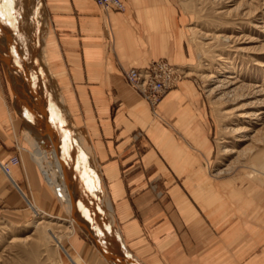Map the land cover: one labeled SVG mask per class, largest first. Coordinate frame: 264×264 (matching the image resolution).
Listing matches in <instances>:
<instances>
[{
  "label": "crops",
  "instance_id": "1",
  "mask_svg": "<svg viewBox=\"0 0 264 264\" xmlns=\"http://www.w3.org/2000/svg\"><path fill=\"white\" fill-rule=\"evenodd\" d=\"M42 1L45 65L72 131L87 141L120 255L136 264H264V188L213 179V144L194 82L182 80L155 114L123 77L161 58L182 69L189 64L185 18L173 0H124V12L110 13L95 0ZM14 2L26 35L32 0ZM1 19L0 225L23 226L33 217L32 205L57 217L51 214L59 213L57 198L63 204L37 154L63 190L70 189L68 200L81 206L71 148L51 123L52 110L18 77ZM77 234L74 249L81 243Z\"/></svg>",
  "mask_w": 264,
  "mask_h": 264
},
{
  "label": "rangeland",
  "instance_id": "2",
  "mask_svg": "<svg viewBox=\"0 0 264 264\" xmlns=\"http://www.w3.org/2000/svg\"><path fill=\"white\" fill-rule=\"evenodd\" d=\"M173 2L185 18L189 64L184 80L193 81L199 92L213 144V179L264 188V0ZM228 76L235 78L232 89H240L227 96L223 87L224 92L215 88ZM245 114L251 119L240 118ZM219 171L222 175H216ZM57 202L59 213L51 214L58 218L33 214L23 226L0 225V264H75L51 232L77 264H109ZM75 233L78 249L72 246Z\"/></svg>",
  "mask_w": 264,
  "mask_h": 264
},
{
  "label": "bare ground",
  "instance_id": "3",
  "mask_svg": "<svg viewBox=\"0 0 264 264\" xmlns=\"http://www.w3.org/2000/svg\"><path fill=\"white\" fill-rule=\"evenodd\" d=\"M14 1L15 0H12L11 4H5L3 0H0L2 9H3V15L1 16L2 18L1 20L3 21L2 24H4L2 25L1 28L5 29L4 30L5 36L3 37L4 39L8 40L7 42L9 43L10 49L8 47L7 48L10 52L12 59L14 60V65L16 69L18 70V73H17L18 77L20 78L22 77L25 83L24 86H26L27 89L31 91L30 93H32L36 98H38L40 101L44 103V107L47 106L49 107L50 110H52V115H50L51 116L50 118L53 119V121L51 123H54L56 125V128L58 129V131H60V135H62V137L65 138L67 144L69 145L68 148L69 149L71 148V152H70L71 158L70 159H71V165H72V172L74 171V176L71 175L73 176L72 177L73 180L71 181L75 180V186L78 189L76 190V192L78 193L77 198L80 201L81 209L79 208L77 210L76 205H75L76 204L75 200H73V202L71 203L68 200L69 197L67 198L65 196L64 192L70 191V189L67 188L68 190H63L64 187L59 183L60 181H58V179L57 181L54 180L55 176L53 178V175L51 174L52 172L50 171V168H49L52 166L47 167L44 164L43 159L39 156L40 154L36 155V159L42 165L44 172L48 177L47 179H49L52 185L54 186L55 192L60 197L64 207L66 206L65 210H67L68 215L71 216L72 220H75L78 226L81 228V230H83V232L87 234L88 238L91 240L92 244L94 245L96 250L100 253L102 258L109 264H121V263L136 264L133 262V260L127 259L126 257L121 256L123 253L122 252L123 246L121 244L120 237L118 235L119 233H117L116 231L117 228L115 227V224H114L113 214L111 210L112 208L110 207V205L106 202L104 198V191L101 186L99 177L97 175V172H96L97 170L95 169L91 153L87 147V144H86L87 141L85 142V140L80 134L72 131L73 126L69 122L67 114L63 108V99L58 90V87H57L58 84H56L55 80L51 77V75L48 74V71L45 65L44 50H43V41H44L47 28H48V19H47L44 5H43V1L42 0H32L33 6H32V9L30 10L29 17L27 19L28 32L26 35L23 33L22 29H24L23 28L24 24L21 23V20L19 19L18 10L15 8L16 5ZM1 33L3 35V32ZM11 68L12 67L10 66L9 69H10V73H11L10 76H11V81H12V74H13L12 70L13 69ZM179 72L185 78L187 77L184 69L179 67ZM234 79H235L234 77L228 76L226 79L219 80L217 82L218 85L215 89H219L223 87L225 91H227L226 92L227 94L225 93L224 95H227V96L228 94L232 95V94L237 93V91L240 88L232 89V86H234L236 83L230 81ZM213 81L215 80L213 79ZM220 91H223V90H220ZM40 109L39 111H42V109L41 110ZM250 116L251 115L245 114V115H242L240 118H244L245 120L251 119ZM27 120H28V117H27ZM50 128L51 127H47V129H50ZM50 136L46 137V139L49 140ZM43 140H44V137H43ZM245 140L246 139H244V137H240L238 141H245ZM62 144H64V142ZM40 150L41 149L39 148V151ZM58 152H59L58 154L61 153L59 150ZM230 152L232 151L227 150V149L225 150L226 154H229ZM50 155L51 154H49V157ZM65 164L67 165L68 163H65ZM48 165H50V163ZM54 166L57 167L56 165ZM66 167H68V165ZM68 170H66V174ZM222 173L223 171L218 172V174L220 175ZM53 174L55 175V173ZM61 179L62 181L64 180L63 178ZM67 181H68V178H67ZM64 182L65 181H63V183ZM65 184L67 185V183ZM67 193H70V192H67ZM69 199L72 200L71 198ZM32 208L34 209L35 216L40 217L41 214H44L41 211L37 210L33 205H32ZM84 212H87V217L83 215ZM90 222L92 223V226ZM50 235H52V238L56 240L58 246L66 253L68 258L72 262L77 264L72 259V257L67 253L65 248L62 246L60 239L56 238L52 232L50 233ZM107 259L110 260V262Z\"/></svg>",
  "mask_w": 264,
  "mask_h": 264
},
{
  "label": "built area",
  "instance_id": "4",
  "mask_svg": "<svg viewBox=\"0 0 264 264\" xmlns=\"http://www.w3.org/2000/svg\"><path fill=\"white\" fill-rule=\"evenodd\" d=\"M95 2L105 13L124 12L126 9L124 0H95ZM123 77L155 114L165 96L185 78L180 74L179 67L172 65L165 58L154 60L142 69H128L123 72ZM11 163L19 164V160L14 158ZM4 170L9 171L7 165ZM158 196L161 197L162 193Z\"/></svg>",
  "mask_w": 264,
  "mask_h": 264
},
{
  "label": "snow or ice",
  "instance_id": "5",
  "mask_svg": "<svg viewBox=\"0 0 264 264\" xmlns=\"http://www.w3.org/2000/svg\"><path fill=\"white\" fill-rule=\"evenodd\" d=\"M3 2H4L5 4H11V3H12V0H3ZM2 15H3V12L0 11V16H2Z\"/></svg>",
  "mask_w": 264,
  "mask_h": 264
},
{
  "label": "water",
  "instance_id": "6",
  "mask_svg": "<svg viewBox=\"0 0 264 264\" xmlns=\"http://www.w3.org/2000/svg\"><path fill=\"white\" fill-rule=\"evenodd\" d=\"M104 255V254H103ZM108 260V259H107ZM131 260H132V258H131ZM109 262H110V260H108ZM121 264H126V263H121Z\"/></svg>",
  "mask_w": 264,
  "mask_h": 264
}]
</instances>
